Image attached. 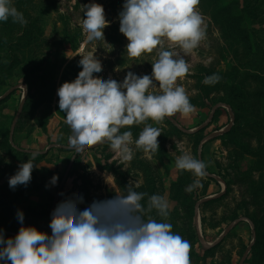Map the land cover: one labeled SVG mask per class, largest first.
<instances>
[{
  "label": "rangeland",
  "instance_id": "rangeland-1",
  "mask_svg": "<svg viewBox=\"0 0 264 264\" xmlns=\"http://www.w3.org/2000/svg\"><path fill=\"white\" fill-rule=\"evenodd\" d=\"M123 2L13 0L26 23L11 18L0 22V230L5 238L14 237L21 227L16 214L22 211L24 226L51 235V214L62 200L82 196L79 208L83 210L94 200L126 195L125 187L131 184L146 194L141 201L145 207L153 194L169 202L166 222L189 241L190 264H264L263 20L246 22L251 44L245 50L213 19L218 8L199 0L205 37L190 54L181 52L190 68L177 81L195 111L121 129L130 130L135 140L146 124L159 128V150L154 154L133 144L134 158L122 162L108 143L83 146L80 151L69 147L72 132L58 107L57 89L76 79L82 70L81 57L95 55L102 65L101 80L123 82L129 71L139 76L152 72L157 50L138 58L127 55L128 41L119 32L118 19ZM91 3L102 5L109 21L105 42H85L80 22ZM232 69L262 81L243 84L251 95L237 102L247 110L241 111L243 130L227 135L236 126L225 92ZM213 74L219 81L204 84V78ZM32 152L39 155L33 161L31 182L10 188L9 178ZM185 152L206 163L205 177L175 168L176 158ZM54 175L59 177L55 186L50 184ZM197 179L202 187L186 192ZM149 215L162 219L155 210Z\"/></svg>",
  "mask_w": 264,
  "mask_h": 264
},
{
  "label": "clouds",
  "instance_id": "clouds-1",
  "mask_svg": "<svg viewBox=\"0 0 264 264\" xmlns=\"http://www.w3.org/2000/svg\"><path fill=\"white\" fill-rule=\"evenodd\" d=\"M199 0H124L118 14L119 32L127 39L129 58H138L157 50L150 75L129 71L123 82L98 79L102 65L95 55L81 57V71L74 81L57 89L58 107L66 116L72 135L70 148L108 143L122 162L134 158L132 145L145 153L159 150V128L146 124L134 140L131 126L148 120L160 122L176 113L183 116L195 111L183 86L190 65L181 55L190 54L205 37L206 26L197 10ZM26 23L13 0H0V22L9 19ZM85 42L104 41L109 21L103 6H85L80 22ZM179 49L180 51H177ZM220 77L206 76L204 84H214ZM156 89H159L157 92ZM38 152L30 153L27 162L9 178V187L31 182ZM175 168L189 171L195 177L207 175L203 160L185 152L178 156ZM59 177L53 176L55 186ZM202 187L194 180L186 192ZM126 195L94 200L81 210L83 197L62 200L51 214V235L34 226H24V213L17 211L21 224L18 233L5 238L0 230V264H190V243L172 231L167 221L169 202L161 195L148 197L147 207L141 201L145 193L126 187ZM153 210L161 217L149 215ZM147 217V218H145Z\"/></svg>",
  "mask_w": 264,
  "mask_h": 264
},
{
  "label": "trees",
  "instance_id": "trees-1",
  "mask_svg": "<svg viewBox=\"0 0 264 264\" xmlns=\"http://www.w3.org/2000/svg\"><path fill=\"white\" fill-rule=\"evenodd\" d=\"M205 1L207 5L211 4V6H216L218 8L216 10V14L213 15V19L215 22H217L218 25L222 26L224 28L223 32L226 31V33L230 34L228 37L234 38L237 41V44L239 47L244 46V49L247 50L248 44H251V39L248 40L247 37V30H246V22L248 20L251 21V23H254V20L257 21H264V0H200ZM242 6V9H239ZM237 14V15H236ZM261 20H259V19ZM262 21V22H263ZM251 50H253V46L250 47ZM247 52V51H246ZM249 53V52H248ZM242 78V81H237V79ZM230 82L225 85V92L228 94V99L230 106L233 109V112L235 114L234 123L236 126H234L227 135H231L235 133L236 129L239 128L238 131H240L241 126L239 125L243 122V119L245 120V117H242L241 111L247 112L246 109L242 107V105H239L237 102L241 100H245L246 97L251 96L250 93L245 92L243 84L247 82H258L262 81L261 77H256V75L245 73L241 74L239 69H232V72L229 74ZM263 84V82H262ZM263 90L262 88L260 89ZM259 94H263V92H260ZM249 102V101H248ZM247 102V103H248ZM220 110H217L219 112ZM253 118H257V116H253ZM243 129L241 128V131ZM197 203V202H196ZM195 207L196 204L194 203L191 210H192V216L195 215ZM253 222L258 226V222L253 219ZM260 228L257 230L259 231ZM261 237L264 238V233L261 234ZM259 243V241H258ZM213 249H216L215 247H212L211 249L204 250L205 253H210Z\"/></svg>",
  "mask_w": 264,
  "mask_h": 264
}]
</instances>
